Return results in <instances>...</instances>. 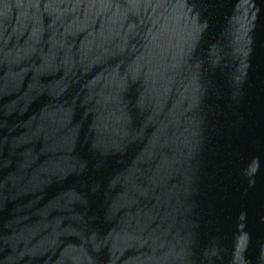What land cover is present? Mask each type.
Instances as JSON below:
<instances>
[{"label":"water","instance_id":"obj_1","mask_svg":"<svg viewBox=\"0 0 264 264\" xmlns=\"http://www.w3.org/2000/svg\"><path fill=\"white\" fill-rule=\"evenodd\" d=\"M0 264H264V0H0Z\"/></svg>","mask_w":264,"mask_h":264}]
</instances>
